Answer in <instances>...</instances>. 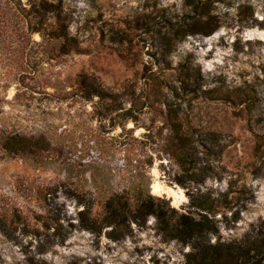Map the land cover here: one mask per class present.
I'll use <instances>...</instances> for the list:
<instances>
[{
  "label": "rangeland",
  "instance_id": "obj_1",
  "mask_svg": "<svg viewBox=\"0 0 264 264\" xmlns=\"http://www.w3.org/2000/svg\"><path fill=\"white\" fill-rule=\"evenodd\" d=\"M209 192L211 243L264 240V0H0V264H186L107 205L199 217Z\"/></svg>",
  "mask_w": 264,
  "mask_h": 264
},
{
  "label": "trees",
  "instance_id": "obj_2",
  "mask_svg": "<svg viewBox=\"0 0 264 264\" xmlns=\"http://www.w3.org/2000/svg\"><path fill=\"white\" fill-rule=\"evenodd\" d=\"M174 138L179 141L181 148L187 146V137L182 134L181 126L172 120ZM18 140V136L14 137ZM180 157V155H178ZM179 160V159H178ZM148 198L153 200L151 194ZM218 199L211 193L191 195V206L200 211L199 217L191 214L179 213L169 203L165 202V210L155 211L152 207L136 205L130 208L126 196L117 194L111 198L107 205L108 216L106 223L112 226L110 235L114 239H121L131 235L133 230L129 224H125L128 215L131 214L135 221L143 222L146 215L155 214L159 221V229L167 239H177L183 243H192L195 251L187 254L186 264H249L250 261L263 253L264 240L257 237L247 238L245 244L238 243H211L209 236L218 232V220L215 218ZM122 225L124 228H122ZM255 251V253H252Z\"/></svg>",
  "mask_w": 264,
  "mask_h": 264
},
{
  "label": "bare ground",
  "instance_id": "obj_3",
  "mask_svg": "<svg viewBox=\"0 0 264 264\" xmlns=\"http://www.w3.org/2000/svg\"><path fill=\"white\" fill-rule=\"evenodd\" d=\"M152 191L156 195H167L174 205H177L185 200V195L182 189H176L175 186H169L159 180L152 183Z\"/></svg>",
  "mask_w": 264,
  "mask_h": 264
}]
</instances>
